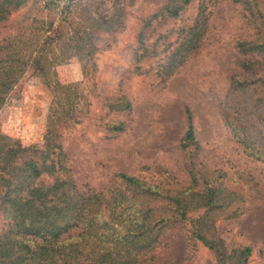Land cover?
Segmentation results:
<instances>
[{
	"label": "rangeland",
	"instance_id": "1",
	"mask_svg": "<svg viewBox=\"0 0 264 264\" xmlns=\"http://www.w3.org/2000/svg\"><path fill=\"white\" fill-rule=\"evenodd\" d=\"M176 2L181 1L117 0L120 22L101 33L91 78H84L75 53L69 51L51 68L52 90L23 64L29 54L19 43L15 53L23 65L14 73L16 85L1 96L0 134L10 143L41 147L49 107L58 104L55 94L60 102L70 103L60 142L79 187H114L116 175L125 173L151 186L186 189L194 166L200 174H212L222 189L242 195L234 207L210 217L228 254L223 263L241 264L232 250L248 246L244 264H264V153H250L253 146L264 150V117L260 121L251 116L258 126L249 129L254 144L243 145L233 130L242 100L230 89L234 78L264 80V0H189L177 15H168L164 8ZM96 3L100 10L112 6V0ZM33 7L30 1L10 10L0 23V43L23 35L22 21ZM197 19L203 22L202 37L165 74L169 57L192 37L189 28ZM144 49L147 55L138 58ZM57 84L70 93L62 98L58 89L53 93ZM257 99L263 109V89L250 92V101ZM187 111L199 145L194 157L191 148L181 146ZM119 123L122 130L114 128ZM204 211L195 208L188 215L197 218ZM7 229L0 201V235ZM147 264L220 263L208 246L191 237L188 226L176 222L162 234Z\"/></svg>",
	"mask_w": 264,
	"mask_h": 264
},
{
	"label": "trees",
	"instance_id": "2",
	"mask_svg": "<svg viewBox=\"0 0 264 264\" xmlns=\"http://www.w3.org/2000/svg\"><path fill=\"white\" fill-rule=\"evenodd\" d=\"M30 1L34 7L22 21L23 35L0 43V99L13 83L16 85L14 73L23 64L52 90L51 68L63 62L69 51L75 53L84 78L90 79L101 33L120 22L117 0H112L107 10H100L97 0H0V23L10 10ZM179 1L172 8H164L165 12L175 16L189 0ZM202 25L197 19L189 28L192 37L171 54L165 74H171L183 62L182 52L195 47L204 33ZM21 42L29 54L24 63L15 53ZM145 55L144 49L138 58ZM54 88L53 93L58 89L61 98L70 93L64 92L68 89L64 85ZM230 89L236 99L242 100L239 124L233 130L250 148L254 139L249 129L258 127L251 116L260 121L264 117L262 104L258 99L251 102L250 92L264 90V80L234 78ZM54 97L58 104L49 107L41 147L10 143L0 134V201L8 218V229L0 235V264H147L162 234L176 222L188 226L193 239L208 246L220 264H227L223 263L227 251L216 238L210 217L234 207L235 200L242 198L240 193L227 192L220 182L212 181V174H200L194 166L190 169L189 190L151 186L125 173L116 175L114 187H79L60 142L61 129L70 119V103ZM246 102L251 104L245 106ZM124 106L130 107L129 102L125 100ZM187 120L181 146L191 148L194 157L199 145L189 111ZM114 128L122 130V123ZM258 135L261 137L260 132ZM250 153L259 157L264 150L253 146ZM200 207L205 208V214L197 218L188 215ZM216 240L220 244H215ZM249 251L250 247L244 246L232 253L238 252V260L244 264Z\"/></svg>",
	"mask_w": 264,
	"mask_h": 264
}]
</instances>
